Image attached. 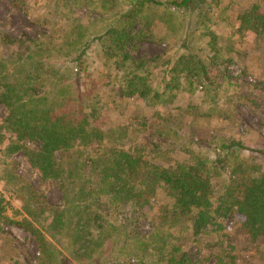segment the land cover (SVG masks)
<instances>
[{"label": "trees", "instance_id": "obj_1", "mask_svg": "<svg viewBox=\"0 0 264 264\" xmlns=\"http://www.w3.org/2000/svg\"><path fill=\"white\" fill-rule=\"evenodd\" d=\"M82 1L85 0H41V24L48 27L49 34L40 39L16 40L0 34V105L6 110L0 124V143L3 132L12 134L10 152L22 151L28 166L43 180L76 182V191L68 188L64 198L77 197L82 201L73 206L68 199L63 208L49 205L19 177L9 176L8 183L22 191L18 197L26 217L20 225L33 237L43 257L42 264H53L52 250L57 247L69 251L68 245L75 244L77 250L73 253L91 258L110 232L113 242L124 237L125 232L118 229L121 226L109 224L108 219L123 206L133 210L149 206L160 183L173 201L171 209L163 213L170 217L171 212L174 222L184 218L183 223L194 236L210 235L212 240L207 245L216 248L210 254L216 263L234 264L230 234L224 228L230 213L240 218L241 230L249 242H264V170L242 158L243 145L233 140L209 144L208 149L214 154L211 159L206 153L196 154L188 164L158 165V158L177 148L181 127L178 119L171 122L169 118H144L126 129L103 128L99 101L83 95L76 87L85 71L89 43L95 42L99 55L112 69L122 71L119 96L136 97L154 108L179 91L184 79L190 89L199 88L213 100L221 86L219 81L230 80L220 67L228 68L232 62L229 53L223 55L217 47L214 33L203 28L219 0L91 1L82 6L83 11L96 18L93 24L105 21L106 25L90 37L91 41L82 37L80 42L76 27L79 25L69 22L57 31L53 16L70 20L75 15L71 6L81 5ZM173 17L177 20L174 27L170 23ZM237 20L239 30L251 31L264 39V13L245 11ZM155 22L168 33L176 32L168 44L173 54L162 62L158 57H133L132 52L143 43L163 41L165 31L159 36L150 28ZM199 27L206 34H196ZM205 35L210 37L208 42L199 44ZM197 110L190 107L187 115ZM90 145L97 150L85 157L80 147ZM210 165L216 167L214 174L210 173ZM82 168L87 169L81 170L84 175L76 174ZM87 176L90 182L85 181ZM214 176L220 185L217 193L211 182ZM1 202L0 195V227L4 221ZM42 221H48L45 227ZM159 237L157 234L151 241L157 251L165 242L162 238L160 243ZM224 243L227 250L221 247L219 252ZM169 262L184 264L183 256Z\"/></svg>", "mask_w": 264, "mask_h": 264}, {"label": "rangeland", "instance_id": "obj_2", "mask_svg": "<svg viewBox=\"0 0 264 264\" xmlns=\"http://www.w3.org/2000/svg\"><path fill=\"white\" fill-rule=\"evenodd\" d=\"M91 1L97 0H85L81 5H70L74 6L72 13L75 15L71 19L76 20L75 23L71 19L64 20L63 17L53 16L57 31L71 22L72 26L79 25L76 27H79L77 36L80 42L84 40L82 37H89L91 41L90 37L101 32L106 25L105 21L93 24V19L96 18L89 17L83 11L82 6H88ZM53 2L51 5H54ZM219 2L220 4L208 14L203 28L214 33L217 47L223 55L229 53L232 62L228 68L220 67L223 74L230 76V80L224 78L219 81L221 86L213 100L199 88L190 89L189 83L184 79L181 80L179 91H174L171 98L154 108L147 107L145 102L136 97L119 96L122 71L116 72L112 69L99 55L95 42H90L87 48L83 66L85 71L76 87L83 95L96 97L99 101V119L103 128L120 126L126 129L133 127L139 119L156 120L158 117L160 120L169 118L171 122L178 119L181 123L177 148H171L168 154H163L164 158H158V165L188 164L193 162L196 154L206 153L211 159L214 154L210 153L209 144L213 146L233 140L245 148L242 158L257 163L264 170V39L260 40L251 31L239 30L237 20L245 11L264 13V0ZM58 3L63 5L62 2ZM40 4L41 0H0V34L16 40H35L48 35V27L41 24L43 21ZM171 15L172 10H169L167 16ZM176 22L175 17L170 21L173 27ZM150 28L159 36L164 30V26L161 27L157 22L152 23ZM206 32L199 27L196 34ZM165 33L163 41L143 43L138 50L132 52L133 57H158L160 62L165 61L173 54L174 50L169 48L168 44L172 42L176 32ZM209 38L205 35L198 43L206 45ZM163 52H166L165 57L161 56ZM248 78H252V81ZM190 107H196L198 110L188 116ZM5 115V108L0 105V124ZM2 136L4 139L0 143V195L4 221L0 227V264H42L43 257L33 237L20 225L26 217L18 197L22 191L9 184L8 178L10 175L19 177L42 195L49 205H58L61 208L68 199L73 206L82 204L77 197H69L67 200L64 198L68 194V188L74 192L78 184L70 180H64L63 183L57 179L43 180L36 170L28 166L22 151H9L8 144L12 140V134L3 132ZM140 140L144 142L143 137ZM80 150L87 157L92 156L97 148L90 145L80 147ZM215 169L214 165H210L211 174L215 173ZM81 170L87 171L82 168L76 170V174L84 175ZM84 179L90 182L88 176ZM211 182L215 193L219 192L218 179L214 176ZM165 188L163 183L155 187L149 206L134 210L123 206L108 219L109 224L121 226L118 229L119 232H125L124 237L121 236L118 241L113 242L110 232L102 244L96 247L91 258L73 253L77 250L75 244L68 245L69 251L57 247L52 250L53 264H173L169 262L171 259L178 261L182 256L184 264H218L210 256L211 252L216 250L214 246L207 245L212 240L210 235L194 236L188 225L183 223L184 218L176 217L174 222L171 212L170 217L163 213L169 211L173 204L172 198L166 195ZM71 203H67V206ZM47 223L48 221H42L44 227ZM224 228L230 234L229 249L235 257L234 264H264V242H249L241 230L238 216L230 213L225 219ZM209 230L207 229L206 233ZM157 234L161 237L158 238L160 243L165 239L159 251L151 242ZM42 235L46 239L45 232ZM138 241L141 243L138 244ZM221 247L227 250L225 243L219 247V252ZM225 261L228 262V258Z\"/></svg>", "mask_w": 264, "mask_h": 264}, {"label": "built area", "instance_id": "obj_3", "mask_svg": "<svg viewBox=\"0 0 264 264\" xmlns=\"http://www.w3.org/2000/svg\"><path fill=\"white\" fill-rule=\"evenodd\" d=\"M249 79V81H252V78H248Z\"/></svg>", "mask_w": 264, "mask_h": 264}]
</instances>
